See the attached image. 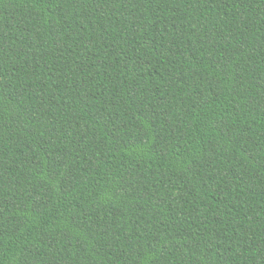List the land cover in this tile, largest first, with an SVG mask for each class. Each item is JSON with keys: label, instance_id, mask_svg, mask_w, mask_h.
I'll list each match as a JSON object with an SVG mask.
<instances>
[{"label": "trees", "instance_id": "trees-1", "mask_svg": "<svg viewBox=\"0 0 264 264\" xmlns=\"http://www.w3.org/2000/svg\"><path fill=\"white\" fill-rule=\"evenodd\" d=\"M0 264H264V0H0Z\"/></svg>", "mask_w": 264, "mask_h": 264}]
</instances>
